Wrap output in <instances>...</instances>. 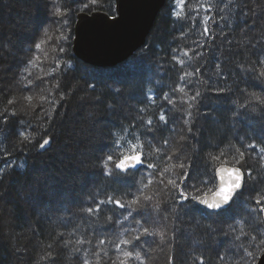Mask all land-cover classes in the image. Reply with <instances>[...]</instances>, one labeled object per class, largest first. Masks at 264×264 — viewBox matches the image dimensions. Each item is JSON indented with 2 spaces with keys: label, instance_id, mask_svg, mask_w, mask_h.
<instances>
[{
  "label": "trees",
  "instance_id": "1",
  "mask_svg": "<svg viewBox=\"0 0 264 264\" xmlns=\"http://www.w3.org/2000/svg\"><path fill=\"white\" fill-rule=\"evenodd\" d=\"M7 1L12 0H0V27H4L8 21L10 11L6 10ZM239 2L242 0H234V5ZM56 3L57 7L68 10L71 18L70 28L63 26L64 31L68 28L72 33L71 46L66 47L65 53L60 54L53 46L44 51L29 46L19 55L18 62H12L9 58L11 66L0 67V113L9 114L7 124L0 122V201L8 191L11 192L16 211L15 220L7 226L12 232L0 244V264H53V261L54 264H83L85 250L92 264H95L91 253L97 233H105L103 238L113 241L103 246L108 256L115 253L119 232L124 231L125 227L127 232L133 231L137 225L131 217L124 220L126 211L116 208L114 204L101 205V211L91 216L84 209L95 207L94 201L107 200L109 195L119 198L120 193L116 191L118 186L112 183L111 176L104 175L102 165L114 141L121 135L128 140L133 130L140 136L145 160L157 165L155 170H141L135 176L137 186L132 189L133 192L142 187L141 178L144 184L150 177L153 180L143 189V195L151 197V201L149 222L144 224L141 220V224L149 227L150 231L164 233L163 241L159 235H152L142 236L141 242L147 241L148 246L155 244L164 249L165 264L173 263L169 252L175 253V250H178L176 264H199L201 256L204 257V264H220L216 252H224L230 247L229 237L223 235L220 229L228 231L229 224L235 223L231 218L214 224L213 220L199 215H195L194 219L190 215H183L180 206L175 203L179 198L178 192L167 185L168 179H175L179 183L182 171L206 179L214 175L215 169L221 165L242 169L247 176L246 187L236 205L235 216L244 223L245 231L257 235L259 241L264 234V222L262 213L258 211L260 206L255 204V200L264 196V153L259 151L264 148V114L261 113V107L264 106L256 105L250 94L256 92L264 96L261 90L264 85L258 79H249V74L242 71L240 65L244 69L254 66L257 73L264 70V65L254 63L256 56L252 55L253 51L261 49H252L250 44L255 41H250L246 35L255 27L257 31L252 32L251 36H259V28L264 27V20L259 19V14L264 10V0L258 5H253L249 0L248 6L255 8L256 16L251 13L239 16L226 7L223 12H219L218 7L226 4L227 0H188L186 11L197 4H211L212 11L205 14L201 8L198 15L193 13L197 17L195 20L184 21L173 19V0H167L146 45L129 61L113 70H99L85 65L74 56L72 47L77 14L103 11L110 15L109 8L116 13L115 0H98L97 5L91 6V11L82 5H75L73 0H56ZM205 15L213 18L208 22L211 33L208 36L202 35L203 25L200 22ZM221 16L225 19L221 20ZM69 17L57 18L68 20ZM7 46L0 36V60ZM185 51L189 56L183 55ZM36 57L39 59L36 60ZM33 60L34 65L29 63ZM176 60H183L184 67L181 68ZM47 62L50 66L46 65ZM57 62L60 68L56 67ZM217 64L220 65L219 69L216 68ZM120 69L124 71L123 74L113 75V71ZM185 71L193 73L192 77L186 78L189 94L199 89L205 97L198 105L199 113L196 108L193 109V120L188 124L184 123L185 112L180 110L187 108L186 104L181 103L186 97L172 91L184 83L180 76ZM93 84L95 87H90ZM220 87L231 88V92L217 94L211 90ZM165 93L177 103L169 104L164 99ZM27 96L32 97L31 102L26 99ZM148 96H153L155 103L149 101ZM78 99L88 101L87 107L92 109L91 113L87 112L84 103L81 106L78 104ZM9 100L13 102L9 104ZM78 107L83 117L80 132L85 129L89 132L96 127V132L92 134L95 147L91 149L85 168L81 170L84 173L81 174L84 175L83 184L66 191L65 197L61 196L65 188L60 185L47 188V194L42 191L36 194L29 204L23 202L21 195L25 196L19 195L18 189L27 193L30 185L34 187L37 177L44 176L39 174L42 164L48 165L45 174L52 172L50 177L54 174L64 176L68 182L78 180L75 168L70 167V174L66 170L60 171L55 155H48L56 142L58 131H61L59 125L63 112L66 108L72 110ZM141 108H144L143 112ZM161 111L169 119L166 126L159 122ZM12 112H15L14 116L10 115ZM149 118L159 127L145 132ZM21 132L28 136V140L21 137ZM44 139H50L51 142L41 151L39 144ZM249 144H255L256 147L249 148ZM237 148L245 153L239 164L236 163L240 159ZM220 152H224V157L213 160L212 156ZM6 162H12L14 166L4 167ZM179 163H184L186 168L171 167L161 177L160 173L165 167ZM188 164L192 165L190 169L187 168ZM153 171L155 175H152ZM249 171L252 178L247 175ZM161 179L163 183H160ZM211 193L203 188L198 194ZM41 200L45 202L41 203ZM30 204L33 209L29 208ZM157 205L161 209L159 213L154 210ZM165 208L167 212L162 211ZM252 209L257 211L253 212ZM1 214L0 209V222ZM134 215L139 219V214ZM109 217H112L111 221ZM210 225L217 231L212 232ZM85 237L91 239L93 244L63 246L64 240L75 241ZM74 247H79L80 251H73ZM49 252L52 253L51 257L48 256ZM263 252L264 249L254 250L257 257ZM106 260L107 257L102 258L100 264H111L103 263ZM256 262L249 259V264Z\"/></svg>",
  "mask_w": 264,
  "mask_h": 264
},
{
  "label": "snow or ice",
  "instance_id": "2",
  "mask_svg": "<svg viewBox=\"0 0 264 264\" xmlns=\"http://www.w3.org/2000/svg\"><path fill=\"white\" fill-rule=\"evenodd\" d=\"M75 3L81 4L84 9L91 11V6L97 5L98 0H88L85 3V0H74ZM253 5H258L261 3V0H250ZM188 5V0H173V6L171 8L173 19L176 21H184V20H195L197 17L193 15V13L199 14L201 8L204 13H210L212 11L211 4H197L194 7H190L186 11V6ZM234 0H227V3L223 6L218 7L219 12H223L224 8H228L231 11H235L239 16H246L251 13L253 16H256L257 13L254 7H249V0H242V2L235 3ZM55 11L54 15L57 17H69V11L65 9H61L52 6ZM110 18L115 20L117 18L118 13H114L109 8ZM213 19L209 15H205L201 18L200 22L203 25V36L210 35V30L208 27L209 20ZM221 20L225 19L224 16L220 17ZM259 19L264 20V10L259 14ZM62 26H67L70 28L71 26V18L68 20L60 19L56 21ZM257 28L253 27L250 29V32L246 34L250 41H255V43H251L250 47L252 49L260 48L261 51H253L252 55L256 56L255 64L264 65V27L259 28V36H251L252 32H256ZM44 36L47 37L48 40L51 37L47 32L44 33ZM59 43L57 45L59 53L64 54L66 47L71 46L72 33L69 32L67 35L61 33V35L57 38ZM45 40H41L40 43H35V49L41 50L42 45L45 43ZM55 50V49H54ZM185 56H189V53L185 51L183 53ZM191 59V57H189ZM36 60L39 57L35 58ZM175 60V56H173ZM30 64H35V60L29 61ZM181 68L184 67L183 60H176ZM57 68H60L61 65L59 62L56 64ZM69 68L72 67L71 64L68 65ZM216 68L219 69L220 65L217 64ZM242 71H245L246 74H249V79H258L262 85H264V70H261L257 73L255 67L253 66L251 69H244L243 65H240ZM199 72V68L196 69ZM30 75V73H29ZM217 75H220L217 72ZM193 73L185 71L181 76L180 80L184 83L174 88L172 91L179 92L183 94V97L186 99H182L181 103L186 104V109H180L185 112L184 123L188 124L193 120V109L196 108L199 113L198 105L205 99L202 92L197 89L194 94H189L186 90L187 81L186 78L192 77ZM90 87H95V85H90ZM212 91L219 93H224L225 91L231 92V88H213ZM264 91V88L261 89ZM117 92L120 89H116ZM252 101L255 102L258 106H264V96L252 92L251 94ZM63 95H61V99H63ZM26 99L31 102L32 97L27 96ZM152 103H155V98L153 96H148L147 98ZM164 99L168 101L169 104L175 105L177 103L176 100L171 98L167 93L164 94ZM13 101L9 100L8 103L11 104ZM251 103V102H250ZM256 110L255 107L252 109ZM141 112L144 111V108L140 109ZM261 113L264 114V107H261ZM7 113H0V118H2V123L7 124L8 122ZM10 115L14 116L15 112L10 113ZM207 116V113H205ZM159 122H162L163 125H167L169 122L168 117L165 115L163 111L159 114ZM148 127L145 129V132H151L154 128L159 127V125H154L153 120L149 118L146 121ZM121 131H125L121 129ZM189 132L192 131L191 128L188 129ZM21 137L24 140H28V136L21 132ZM130 138L125 140L124 136H119V139L114 141L113 146L109 149L106 158L103 161V168L105 169L104 175L112 177V183L117 185L116 191L120 193L119 198L116 196L109 195L107 200H98L94 201L95 207L88 206L84 209L89 216L94 213L100 212L101 205L105 204H114L116 208L124 209L126 211V215H124V220H128L129 217L132 218V221L137 225V227L133 230L134 235H131L130 238H124L125 232L128 231L127 227L124 228V231L119 232L118 234V242L115 243V259H112L108 256L107 250L103 247L106 243H112V240H106L103 238L105 233H97V240L94 244V251L91 255L95 258V264H100L101 259L107 257L111 260V264H130L131 261H139L140 264H144L141 252L136 250L139 247V244L134 242H139L141 237H148L152 235H159L161 241H163L164 233L162 231H150L149 227H145L141 224V220L144 221V224L149 222L150 217V201L151 197L143 195V189L147 188L150 184L153 183L152 178L148 179L147 184L143 183V178H141L140 184L142 187H139L136 192H133L132 189L136 185L135 176L141 172V170H155L157 165L146 161L144 157V153L142 151L143 145L140 143V136L135 134V130L129 134ZM155 139V137H153ZM50 139H44L42 143L39 144L41 149H44L46 145L50 143ZM165 144L167 141L165 140ZM249 148H255V144L247 145ZM159 151V149H156ZM260 152L264 153V148L259 149ZM236 152L239 154L240 159L236 160V163L239 164L240 160L244 157L245 153L240 150V148L236 149ZM224 152H220L219 155L212 156L213 160H219L224 157ZM172 159V157H169ZM179 159V157H177ZM225 163L227 161L225 160ZM14 166L12 162H6L4 167ZM22 167V165H21ZM171 167H178L182 170L186 168L184 163H179L177 165H171L169 167H165L163 171L160 173L161 177H163L164 173L170 171ZM192 165L188 164L187 168H191ZM227 174V178L225 176ZM152 175H155V171H153ZM248 177H251V172H248ZM132 180V183L129 184V180ZM187 181V183H185ZM160 183H163V179H161ZM167 185H170L172 189L178 192L179 198L175 200V203L180 206V211L183 215H190L192 218H195V215H199L204 219H210L214 221V224L222 223L226 218H231L235 220L234 224H229L228 231H224L220 229L223 235L229 237V249H226L224 252L217 251L216 259L220 264H249V259L252 261H257L259 264L260 257H257L254 254V250H262L264 249V234L261 235L259 241L257 240V235L250 234L245 231L244 223L240 220L236 219V205L240 200V197L243 195V189L246 187L245 183V173L239 167H221L216 168L214 175L208 178H199L195 174H191L189 171H182L179 183L175 179H168ZM214 187V190H213ZM203 188H207L208 191H212V196L209 197L206 194L200 195L203 191ZM42 191V186L37 183L33 192L39 194ZM138 193V194H137ZM191 193V195H190ZM131 196V198H128ZM264 196H261L255 200V204L260 206L258 211L264 213ZM203 206V208L199 207ZM157 213L161 212L159 205H157L154 209ZM163 212H167L168 209L165 208L162 210ZM253 212L257 211V209H252ZM139 214V219L137 215ZM111 221L112 217L108 218ZM179 219V217H178ZM199 223V221H197ZM209 229L212 232H216L217 230L212 225L209 226ZM114 231V230H113ZM255 231V229H253ZM63 246L67 247L69 244L74 245H84L85 243L93 244V241L89 238H81L75 241L64 240ZM49 248L52 247L51 244L48 245ZM73 251L79 252V247H74ZM48 256L51 257L52 253L49 252ZM54 264V261H53ZM83 264H92V259L89 258L88 251L85 250V257L83 259ZM199 264H204V257H199Z\"/></svg>",
  "mask_w": 264,
  "mask_h": 264
},
{
  "label": "rangeland",
  "instance_id": "3",
  "mask_svg": "<svg viewBox=\"0 0 264 264\" xmlns=\"http://www.w3.org/2000/svg\"><path fill=\"white\" fill-rule=\"evenodd\" d=\"M87 2L88 0H85V3ZM5 3L6 10L10 11L12 14L9 12L8 21L6 22L4 27H0V36L3 38V40H5L6 45H8L6 47L4 55L1 56L0 67H10L11 61L18 62V60L20 59L19 55H21L23 51H25L29 46H32L35 49V43H40L42 39L46 41L41 47L43 51L53 46V48H56V50L59 52L57 47L59 41L57 38L61 35V33L67 35L69 33V29L67 28L66 31H64L63 26L56 22L58 18L56 15H54L55 9L52 7L53 5L57 7L58 4L56 3V0H12ZM75 5L81 4L76 3ZM28 9L29 11H27ZM46 30H49L47 31V33L51 37L50 40H48L47 37L44 36ZM55 42L58 43L55 45ZM9 58H11L12 60L9 61ZM46 65L50 66V63L47 62ZM123 72L124 71L121 69L115 70L113 71V75L123 74ZM77 101L79 102L80 99H78ZM80 102L78 104H80L81 106V104L84 103V107L86 108L87 112L91 113L90 110L92 109L87 107L88 101ZM62 115L64 118L61 116L62 123L59 125L61 131H58L59 133L56 137V142L50 148V154L48 155H55L54 157L57 158L56 161L58 162L57 165L60 171L66 170V173L70 174V167L75 168V171L77 173V177H75L78 180L75 182H68L65 181L68 179L64 176L61 177L60 175L54 174L50 177L52 172H48L49 175L45 174L48 165L42 164L39 168V174H43L45 177L39 175L36 179L37 181L35 185L39 183L42 186V193L44 194H47V188L52 189V186L60 187L61 185V187L65 188V193L61 196L65 197L66 191L74 190L77 187L76 185L81 186L83 184L84 180L82 178L84 177V175L82 176L81 174L84 173H81V170L85 168L84 165L86 164L85 162L87 156L91 152V149H94L95 147L92 141V134L96 132V127H93L92 130L89 131L90 134L86 129L85 131L80 132L79 128L80 125L83 124V117H81L82 112L79 110V107L72 110H68V108H66L65 112H63ZM92 118L94 117L92 116ZM134 179L137 183V179ZM129 182L131 184L132 180L130 179ZM57 184L59 186H56ZM136 186L137 184L133 189H135ZM29 188L27 190V193H22V190L20 191V189H18L19 195L23 194L25 196L22 197L21 195L23 202H28V204L33 200V197L36 196V193L33 192L34 187H31L30 185ZM80 189L82 188L80 187ZM40 202H45V200H41ZM13 204H15V199L12 193L8 191V193H6L0 201V209L2 213L0 222V244L4 243L5 237L12 232L11 229L8 230L7 226L12 224L16 217V211L14 210ZM29 208L33 209L34 207L30 204ZM131 235H133V231L130 230L126 233L125 238H130ZM146 242L147 241L141 242L140 240V244L138 243L139 247L136 249L141 252L144 264H165L163 258V253L165 252L163 251L164 249L159 248L155 244L148 246ZM169 253L171 259L173 260V263L171 264H176L175 255L178 254V250H175V253ZM115 256L116 253H113L110 257L112 259H115ZM110 262L111 260L108 259L103 263ZM130 264H140V262L132 261L130 262Z\"/></svg>",
  "mask_w": 264,
  "mask_h": 264
},
{
  "label": "water",
  "instance_id": "4",
  "mask_svg": "<svg viewBox=\"0 0 264 264\" xmlns=\"http://www.w3.org/2000/svg\"><path fill=\"white\" fill-rule=\"evenodd\" d=\"M115 3L118 13L115 20L103 11H83L77 14L73 54L79 61L94 69L119 67L143 48L159 15L165 9L167 0H115ZM221 167L235 166L221 165L218 168ZM225 176L227 178V174ZM246 180L245 173V183ZM244 190L245 188L243 193ZM207 196L211 197L212 193ZM262 219L264 222V213ZM260 258L259 264H264V252Z\"/></svg>",
  "mask_w": 264,
  "mask_h": 264
}]
</instances>
